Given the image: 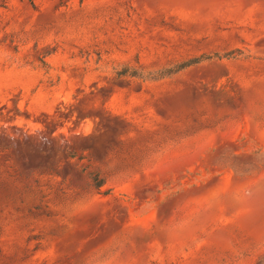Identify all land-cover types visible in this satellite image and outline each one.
I'll use <instances>...</instances> for the list:
<instances>
[{"label":"rangeland","instance_id":"obj_1","mask_svg":"<svg viewBox=\"0 0 264 264\" xmlns=\"http://www.w3.org/2000/svg\"><path fill=\"white\" fill-rule=\"evenodd\" d=\"M0 264H264V0H0Z\"/></svg>","mask_w":264,"mask_h":264},{"label":"trees","instance_id":"obj_2","mask_svg":"<svg viewBox=\"0 0 264 264\" xmlns=\"http://www.w3.org/2000/svg\"><path fill=\"white\" fill-rule=\"evenodd\" d=\"M197 60H198V58H194V59H192V60H189L188 63L196 62ZM100 185H101V183H100V184H97V186H100Z\"/></svg>","mask_w":264,"mask_h":264}]
</instances>
